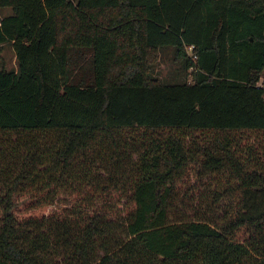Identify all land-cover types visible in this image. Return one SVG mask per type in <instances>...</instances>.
Here are the masks:
<instances>
[{
	"label": "trees",
	"instance_id": "obj_1",
	"mask_svg": "<svg viewBox=\"0 0 264 264\" xmlns=\"http://www.w3.org/2000/svg\"><path fill=\"white\" fill-rule=\"evenodd\" d=\"M4 8L0 264H264V0Z\"/></svg>",
	"mask_w": 264,
	"mask_h": 264
},
{
	"label": "rangeland",
	"instance_id": "obj_2",
	"mask_svg": "<svg viewBox=\"0 0 264 264\" xmlns=\"http://www.w3.org/2000/svg\"><path fill=\"white\" fill-rule=\"evenodd\" d=\"M3 11L6 12V13H9L10 12V9L9 8H4L2 9V11L0 10V16L3 15ZM168 54L166 55H163L162 54V51L160 50L158 52V57H157V64L155 66V70H154V74L159 77L161 80L163 81H172L174 80V73L177 71V63L173 62L171 57L169 56L170 54V51H166ZM0 65H5L7 68H15L16 67V63H15V57H14V53H13V50H12V47L8 44H3L1 45V49H0ZM192 71V68L189 70V72ZM188 80L190 81L191 79L188 77ZM246 133H249L251 135H255V136H252L246 140H243V143H252L254 142L255 144H257L258 142L262 141L263 140V137H264V134L262 133H253V132H249L247 131ZM203 135H199L197 137V140H203ZM193 166V164L191 165ZM190 174H189V178L186 179L188 180V182L190 183H194L196 181H194V177H195V172L192 168H190L189 170ZM186 180H182V183L180 184H183L181 187L185 188L187 187V181ZM207 177L203 180V182H207ZM201 182V181H200ZM235 183H233L234 185ZM207 186V185H205ZM210 186H215V185H210ZM238 195L235 194L234 198H236ZM65 196L62 195L60 197V201L58 202L59 205L62 204L63 200L65 199L64 198ZM117 197H115L116 199ZM67 199V198H66ZM69 199V198H68ZM125 202V199H120V203H124ZM52 209V208H51ZM50 209V210H51ZM57 209V208H56ZM48 210V209H47Z\"/></svg>",
	"mask_w": 264,
	"mask_h": 264
},
{
	"label": "built area",
	"instance_id": "obj_3",
	"mask_svg": "<svg viewBox=\"0 0 264 264\" xmlns=\"http://www.w3.org/2000/svg\"><path fill=\"white\" fill-rule=\"evenodd\" d=\"M264 82V81H263ZM263 82L262 81H259L257 84L258 85H263Z\"/></svg>",
	"mask_w": 264,
	"mask_h": 264
}]
</instances>
